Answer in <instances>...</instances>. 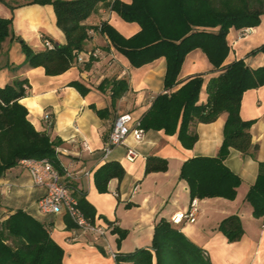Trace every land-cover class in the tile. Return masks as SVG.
Segmentation results:
<instances>
[{"label": "crops", "instance_id": "crops-1", "mask_svg": "<svg viewBox=\"0 0 264 264\" xmlns=\"http://www.w3.org/2000/svg\"><path fill=\"white\" fill-rule=\"evenodd\" d=\"M121 1L132 3V0ZM0 17L12 20L14 36L0 48V87L17 78L29 81L31 88L21 100L29 112L28 119L38 132L60 142L57 151L65 170L64 183L86 196L96 209L95 220L109 230L103 238L82 235L79 230L67 228L65 215L41 214L38 202L44 197L45 189L33 183L28 169L21 163L0 178L1 221L22 210L45 224L53 240L64 250L63 264H117L109 248L116 254L151 248L156 224L161 220L171 223L176 213L188 209L191 202L197 200L196 222L179 228L202 249L212 264H264V218H255L252 206L245 201L257 180L259 164L264 162V86L247 91L240 110L243 120H256L250 131L252 145L259 146L256 157L231 149L225 159V165L242 181L237 197L234 200L221 197L192 199L188 183L180 178L182 166L193 158L218 156L224 139L225 114L213 123L195 121L191 124L190 131L198 135L192 149L183 146L178 133L167 135L163 130H150L143 142L137 143L129 137L126 146L115 147L105 156L116 118L129 113L135 119H142L154 100L166 92L165 58L135 67L107 35L99 31L101 24L106 23L123 38L130 39L141 31L137 23H128L101 5L86 22L91 26L90 38L84 50L78 53L77 62L61 75L48 76L43 67H29L22 42L34 51L44 49V38L54 44H65L54 7L31 5L11 10L0 3ZM249 29L244 38H241L243 30H230L227 37L230 53L224 65L244 60L251 69L264 66V53L251 55L264 44V16L258 27ZM220 73L202 50H194L187 55L178 77L179 85L173 91L180 89L190 78L202 75L205 82L199 105H205L208 102L207 85ZM122 80L127 82L128 89L115 99L114 82ZM73 82L81 83L89 92L82 95L71 86ZM94 108L107 113L101 117ZM47 114L53 118L52 126L45 122ZM127 146L139 153L133 163L125 158ZM149 159L167 161V171L146 175ZM109 162L120 163L126 175L122 181L113 179L109 183V192L100 193L95 184V173ZM234 215L241 219L245 234L240 241L231 243L219 231V226ZM114 229L125 232L121 242Z\"/></svg>", "mask_w": 264, "mask_h": 264}, {"label": "trees", "instance_id": "trees-1", "mask_svg": "<svg viewBox=\"0 0 264 264\" xmlns=\"http://www.w3.org/2000/svg\"><path fill=\"white\" fill-rule=\"evenodd\" d=\"M14 10L23 6L52 5L57 26L65 36V44H54V49L34 51L22 42L30 68L43 67L48 76L67 72L77 62V55L84 50L90 38L91 26L86 22L103 5L116 12L128 23H137L141 31L130 39L123 38L109 24L102 23L100 33L107 35L114 47L125 55L135 67L166 59L164 94L159 95L150 110L141 119L146 131H164L167 135L178 133L183 146L192 149L198 135L190 131L193 122H215L226 115L224 139L217 157H197L185 162L180 178L188 183L192 199L225 198L234 200L241 186V179L226 165L231 149L256 157L258 145L251 143V128L256 120L245 121L240 110L244 94L264 86V66L251 69L244 60L224 65L230 46L227 37L231 29L256 28L264 16V0H0ZM12 20L0 17V48L13 39ZM202 50L218 77L207 85L208 102L199 105L204 85L202 75L178 85L181 68L189 53ZM264 53V44L251 55ZM90 68V66H87ZM82 95L89 89L79 82L71 83ZM31 85L27 79L17 78L0 87V178L24 160L47 159L65 175L57 148L60 142L38 132L28 119L29 112L21 104ZM115 99L128 89L126 81L114 82ZM95 109V108H94ZM104 117L106 110H96ZM165 160L149 159L146 175L167 171ZM125 169L118 162H109L95 173V184L100 193L109 192L113 179L122 181ZM70 186V185H69ZM75 191V190H74ZM79 207L92 222L96 209L86 196L75 191ZM245 201L253 208L257 219L264 218V162L259 164V174ZM68 229L78 230L69 216H65ZM229 242L242 239L245 234L241 219L230 216L219 226ZM125 237L123 230L114 229ZM64 250L53 240L45 224L19 210L7 220H0V264H63ZM212 264L202 249L191 242L168 221L155 226L151 248L138 249L128 254H118L117 264Z\"/></svg>", "mask_w": 264, "mask_h": 264}, {"label": "built area", "instance_id": "built-area-1", "mask_svg": "<svg viewBox=\"0 0 264 264\" xmlns=\"http://www.w3.org/2000/svg\"><path fill=\"white\" fill-rule=\"evenodd\" d=\"M249 31L250 29H244L241 33V38L246 37ZM43 47L54 49L55 46L53 42L44 38ZM92 55L96 56L95 54ZM44 119L48 126L53 125V118L50 114L45 115ZM146 133L147 131L143 128L141 119H135L129 113L119 115L113 124L105 148V156L107 157L115 147L126 146L129 137H132L137 143L143 142L146 138ZM138 157V151L133 147L127 146L126 160L133 163ZM21 164L28 169L33 183L45 189L44 197L38 202V209L41 214L69 216L82 235L90 234L101 238L106 236L109 228L99 224L96 220L92 222L85 217L79 207V200L75 196L74 189L64 183L63 176L49 160L30 159L22 161ZM86 175H89V173H86ZM198 212V201L193 200L188 209L176 213L171 218V224L177 227L186 223L194 224ZM109 253L116 260L118 254L112 252L110 248Z\"/></svg>", "mask_w": 264, "mask_h": 264}]
</instances>
